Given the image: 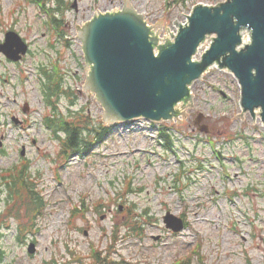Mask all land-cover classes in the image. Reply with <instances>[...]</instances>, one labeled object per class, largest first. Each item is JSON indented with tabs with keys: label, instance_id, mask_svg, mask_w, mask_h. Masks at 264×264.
Wrapping results in <instances>:
<instances>
[{
	"label": "rangeland",
	"instance_id": "obj_1",
	"mask_svg": "<svg viewBox=\"0 0 264 264\" xmlns=\"http://www.w3.org/2000/svg\"><path fill=\"white\" fill-rule=\"evenodd\" d=\"M126 1L156 32L160 26L163 37L171 36L169 27L176 33L174 21H186L184 14L196 3L224 0ZM74 2L65 13L67 48L65 39L58 42L49 31L32 0H0V43L7 31L15 30L30 45L19 62L1 55L0 170L26 163L43 201L41 215L21 212L17 217L19 202L2 186L1 264H90L94 246L100 258L108 255L116 261L109 264L122 259L124 264H174L186 256L193 264H264V125L250 112L242 120L234 117L243 109L241 86L231 72L212 66L193 82L195 106L186 108L188 115H211L209 123L234 117L223 135L166 121L164 125L174 127V147H167L152 123H121L93 153L69 164L58 157L60 143L44 123L51 109L40 90V67L57 61L67 85L77 91L78 108L84 107L95 121L103 119L105 110L95 93L86 97L78 91L90 68L76 26L91 20L98 7L101 12L125 9L124 0H78L77 8ZM206 40L196 59L212 42ZM70 101L60 99L61 112ZM10 209L12 215L6 217ZM168 211L184 216L188 227L180 233L167 229L163 219ZM129 212L141 234H131L124 225ZM19 228L26 243L17 237ZM115 233L118 238L108 249ZM128 233L131 237L125 238ZM32 240L37 243L35 254L28 252ZM197 250L200 254H194Z\"/></svg>",
	"mask_w": 264,
	"mask_h": 264
},
{
	"label": "water",
	"instance_id": "obj_2",
	"mask_svg": "<svg viewBox=\"0 0 264 264\" xmlns=\"http://www.w3.org/2000/svg\"><path fill=\"white\" fill-rule=\"evenodd\" d=\"M124 3L122 11L100 13L83 27L76 26L80 32L77 39L83 41L90 68L85 90L78 91L86 97L88 92L96 94L108 123L138 117L173 120L185 114L191 100V85L215 64L236 75L242 86L244 111L251 112L253 120L259 116L264 122V0H227L217 6L200 4L187 24H179L177 35L168 28L174 41L169 36L159 38L160 26L154 35L144 16L127 7L126 0ZM98 10L101 12L100 7ZM247 30L250 40L244 43L242 31ZM212 33L216 37H211ZM207 35L211 47L200 61H193ZM159 40L165 43L160 45ZM155 48L159 50L157 56ZM28 49L26 41L13 30L7 32L5 42L0 44V52L14 61L20 60ZM244 111L234 117L242 120ZM200 114L186 113L182 121L173 123L196 129L201 124L209 132L223 135L234 118L217 117L209 123L211 115H205L198 122ZM217 121L222 124L217 125ZM225 123L227 127L222 128ZM164 219L167 227L176 232L185 227L184 220L171 212ZM35 251V244H30L29 252Z\"/></svg>",
	"mask_w": 264,
	"mask_h": 264
},
{
	"label": "trees",
	"instance_id": "obj_3",
	"mask_svg": "<svg viewBox=\"0 0 264 264\" xmlns=\"http://www.w3.org/2000/svg\"><path fill=\"white\" fill-rule=\"evenodd\" d=\"M35 1L42 12L50 17L46 21L49 30L53 29L56 35L62 38L66 26L65 13L70 9L72 0ZM39 74L40 90L47 106L52 109V114L46 115L44 120L60 141V159L67 162L71 157L93 153L94 148L112 133L114 126H106L101 120L95 121L84 107L71 108L77 104V99L72 98L77 96V92L67 85L64 73L58 64L52 62L51 65H42ZM64 96L70 98L71 104L68 111L61 112L58 104ZM7 172L4 174L5 184L9 188V194L17 197L20 206L24 205L32 211L35 207L42 205L36 186L28 179L27 167L20 171L10 169ZM1 186L0 181V189ZM132 223L131 216L124 218V225L136 230L135 226L130 225ZM194 254H200V252L197 250ZM200 261L202 263L204 260L200 257ZM175 264H193V261L187 256L176 261Z\"/></svg>",
	"mask_w": 264,
	"mask_h": 264
},
{
	"label": "bare ground",
	"instance_id": "obj_4",
	"mask_svg": "<svg viewBox=\"0 0 264 264\" xmlns=\"http://www.w3.org/2000/svg\"><path fill=\"white\" fill-rule=\"evenodd\" d=\"M153 26H150V28H151V30H152V33L154 34V35H156L157 34V32L154 30V28H152ZM245 31H242V33H244ZM216 33H212L211 34V36H213V37H216V36H214ZM166 36H168V35H165V36H160L159 35V38H161V39H164ZM170 37V40L171 41H174V38L172 39V34H171V36H169ZM206 38H209V35H207V37ZM165 43V41L164 40H159V42H158V44H160V45H162V44H164ZM201 47V45L199 46V48ZM239 49L241 48V46H239L238 47ZM155 51L156 52H158L159 53V50H158V48H155ZM196 54H197V52H196ZM196 54H194V56H196ZM155 55L157 56V54L155 53ZM193 61H195L194 59H193ZM259 109V108H258ZM257 110V109H256ZM259 111V110H258ZM259 113V112H258ZM35 253V252H34ZM34 253H30V254H34Z\"/></svg>",
	"mask_w": 264,
	"mask_h": 264
},
{
	"label": "flooded vegetation",
	"instance_id": "obj_5",
	"mask_svg": "<svg viewBox=\"0 0 264 264\" xmlns=\"http://www.w3.org/2000/svg\"><path fill=\"white\" fill-rule=\"evenodd\" d=\"M21 241H24V239ZM24 242L26 243V240ZM4 256L5 255L2 252H0V264L4 260ZM109 262H110V258L108 255L105 258H101V264H109Z\"/></svg>",
	"mask_w": 264,
	"mask_h": 264
}]
</instances>
